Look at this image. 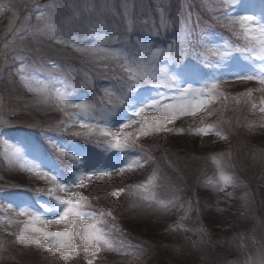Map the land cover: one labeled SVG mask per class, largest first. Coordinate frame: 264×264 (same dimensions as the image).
<instances>
[{
  "label": "rangeland",
  "instance_id": "374dc122",
  "mask_svg": "<svg viewBox=\"0 0 264 264\" xmlns=\"http://www.w3.org/2000/svg\"><path fill=\"white\" fill-rule=\"evenodd\" d=\"M39 1L0 0V45L9 46L6 37L20 23L21 14L28 7L26 5L38 4ZM60 1L53 14L48 12L49 16L32 23L34 30L42 31L47 38V41L39 39L36 44L31 43L33 49L37 48L38 54L43 58H55L58 57L57 53L63 54L62 50L52 49L50 42H56L57 34L67 33L73 28L77 30L78 27L79 36L87 35L86 40L84 38L81 41L83 47L97 43V35L90 31L94 27L99 36L119 35L122 40H130L137 50V41L153 47H167L172 39L177 40L178 48L182 35V19L190 15L192 23L189 27L193 29L194 39L201 34V30H205V39L210 38L218 45L228 44L231 54L226 64L218 67H205L199 60L192 58L182 60L179 65L175 61H160L159 66L165 68L169 75L177 73L180 68L190 69L198 82L194 87H197L214 78L227 77L232 70L258 72L264 68V59L251 52L239 50L245 46L243 39H240L242 45L235 44L230 35L232 39L236 37L223 22L226 20L225 12L227 16L255 14L259 17L264 11V0H235L231 5H225L222 0H131L130 5L129 0H120L119 5H114L115 0ZM125 2L135 19L134 31L130 34L125 33L121 20L124 12L122 4ZM133 3L134 7L131 8ZM158 6L169 11L170 18L181 23H177L173 31L153 37L147 31L141 30L145 27L141 20L151 17L158 21ZM56 10L58 14L64 11L68 18L59 19L54 15ZM33 11L38 12V15L42 14L38 5ZM27 18L28 14L24 18L23 26L28 25ZM150 24L151 20L149 26ZM46 25L53 26L56 29L55 34ZM21 44H25L23 39L17 38L10 46L22 47ZM68 46L69 44H64L67 50ZM101 47L120 51L117 56L109 57L103 52H81L71 46L70 52L64 54L66 59L70 60L67 61L70 67L78 65L74 62L76 56L84 61L79 63L85 68H81L77 84L67 79L65 66L64 70H54L53 61L51 64L40 63L37 67H26L27 70H23V73H29L30 80L27 85L24 84L29 96L19 97L16 92L5 96L4 105L8 110L5 109L4 114H0V124L3 122L11 128L36 124L49 128L52 133L63 131L80 135L78 133L87 129L92 132V128L83 127L81 121L93 122L92 127L96 128L101 124L102 129L121 133L122 142L127 143L126 151L129 152L136 153L129 144L130 139L124 140V135L127 132L128 136L129 132H141L144 137L136 142L138 147L144 149L145 154H140L142 159L137 165L120 172L119 167L124 166L122 162L130 161L131 156H125L108 147L113 142L112 136L104 135L101 130V142H92L93 137L85 141V145L91 148L75 145L71 139L69 152L87 158L90 164H94L98 170H105L106 174H97L91 179L85 175L84 179L69 191L60 189L58 185L54 187L52 181L53 185L47 183L48 187L42 191L44 187H39L37 179H31L40 173L30 172L28 167L42 164L45 170L50 167L66 180L72 175V168L75 167L72 157H68L70 165L64 164L62 160L57 162L51 144L50 148L45 149L24 135L18 141L4 142L0 151V171L6 174L0 176V238L7 239L10 245L4 240L1 241V244H5L2 245L3 249H0V264L2 258L9 254V264H255L261 254H264V127L261 126L264 124V114L259 111L264 93L257 91L264 86L256 81L221 80L215 98L206 103L204 109L195 116L168 119L158 111L146 110L140 117H135L132 116L134 109L120 104L121 89L113 79L114 76L126 75L120 65L124 63L127 50L123 44L111 42L101 43ZM198 50L204 51V48ZM8 54V51L1 52L0 59L6 58ZM101 67L105 76H102V73L100 75L99 71L96 72V68ZM50 70L52 72L47 75ZM42 75L46 76L41 78ZM100 82L104 86L103 91L97 87ZM45 87L44 93L29 90ZM2 88L4 93L8 92L9 88L14 89L7 84ZM56 89L66 92L68 100L72 103L84 101L87 117L81 109H78L79 113H74L71 119L70 110H62L68 112L63 119L50 117L54 104L63 109L71 108L60 104L55 98ZM106 89L108 91H105ZM250 89L252 96L248 97L246 93ZM86 91L92 99H73L74 95ZM160 95L170 97L171 93L163 88L156 89L152 85L143 84L133 93V96L145 100L159 98ZM102 100L104 101L100 104L99 101ZM170 102V99L163 101ZM253 103L256 108L252 107ZM0 105L2 106L1 103ZM113 106L115 113L108 118L105 125L102 117L111 112ZM11 107H17L18 113ZM43 109L45 111H42ZM31 118L35 122H30ZM68 119L70 124L66 122ZM129 119L132 122L121 129L119 124ZM161 123L172 133L171 138L161 136L163 134L160 132L157 137L146 136L147 133H156L154 131L157 127L159 131L165 130ZM145 125L147 132L143 130ZM209 125L212 126L209 135L198 134V129ZM184 129L187 132L185 135L180 132ZM217 131L227 139H220L215 134ZM46 139L52 140V136L49 134ZM12 162H19L18 165L27 173V179L15 169L5 166ZM113 165L116 166L115 169H112ZM208 168L212 169L215 176ZM221 168L234 180V184L223 186V191L219 190L222 186L219 179ZM205 182L208 187L204 185ZM137 185H145L146 188L141 191ZM20 186L42 192H37L40 195L34 196L24 193L2 194ZM121 189L123 191L119 196L113 194ZM53 197L80 200L81 210L93 212L95 217L75 218L71 223L49 222L62 211ZM119 200L126 203L127 210L118 206ZM21 207H27L29 211L43 216L44 219L35 222V226L45 231L71 229L75 251L53 248L51 240L32 232L25 234L34 236L35 240H18L17 237L28 220L27 216L19 215ZM96 207L105 213L95 209ZM81 224H98L112 243L113 249L109 250L100 245L102 250L96 252L95 247L88 246L82 239ZM121 226L123 228L120 230ZM116 231H122L123 239H113Z\"/></svg>",
  "mask_w": 264,
  "mask_h": 264
},
{
  "label": "snow or ice",
  "instance_id": "6c2138e0",
  "mask_svg": "<svg viewBox=\"0 0 264 264\" xmlns=\"http://www.w3.org/2000/svg\"><path fill=\"white\" fill-rule=\"evenodd\" d=\"M225 5H231L235 0H222ZM124 8L123 16L121 17L122 23L124 25V31L130 34L134 31L135 19L131 9L125 2L122 4ZM157 11L159 13L158 21L152 19L151 17H144L141 23L145 25L141 30L147 31L151 36L158 37L162 34H166L173 31L177 23H181L174 18H169L165 9L158 6ZM226 16V22L224 26L233 34L234 37L243 39L244 47L239 50L245 52H251L254 55L259 56L264 59V11L261 12L260 16L257 17L255 14L251 15H239V16ZM38 19H43V17H38ZM151 24L149 26V21ZM190 15L182 19V35L179 38V47L177 48V40L172 39L167 47H153L149 44H141L139 41L136 44L139 45V50L135 48V45H131L130 40H122L119 35H105L99 36L96 34L95 28H91L92 34L97 35V43L88 45L87 47L81 46V41L85 38L83 36L73 35L71 33L67 34V38L63 34L56 36V42L62 44H69L73 48H76L81 52H103L107 56H117L120 50H114L111 48L101 47V43L111 42L113 44H123L125 46L126 54L124 56V63L120 65L122 70L126 73L125 76H114L113 79L117 81L118 86L121 89L120 93V104L126 106L127 108L134 109L132 111V116L140 117L142 113L146 110L158 111L168 119H174L178 116L192 115L195 116L197 112L204 109L206 103L215 98V94L219 88L221 80L225 82L229 80L235 81H256L261 86H264V68L260 69L258 72L252 71L247 72L245 70L237 69L232 70L230 75L227 77H217L210 82H204L197 87L194 84L198 83L194 79V73L190 69L180 68L179 71L173 75H169L168 71L159 66L160 61H175L177 65L180 64L182 60L186 59H196L199 60L205 67H218L222 64H226L231 51L228 44H216L211 41L210 38L205 39V30H201V34L195 39L193 38V29L189 26L191 25ZM199 22H197L198 26ZM50 31L55 34L56 29L51 25H46ZM79 36V38H78ZM51 38V37H49ZM129 45H131L130 50ZM199 48H204V51L198 50ZM22 81L25 79L23 69L20 72ZM39 84L40 82L37 81ZM152 85L156 89H166L171 93L170 97L160 95L159 98H151L148 100L137 98L133 96V93L141 85ZM31 91H39L44 93L45 89H32ZM105 91H108L107 89ZM264 93V87L257 89ZM207 94V96H205ZM246 95L248 97L252 96V90H248ZM68 94L66 92H61L56 89L55 98L60 104H65L70 107L78 108L82 110V113L87 117V107L82 103H72L67 98ZM170 99L172 102L163 103V101ZM253 108H256V104L253 103ZM259 111L264 114V99H261ZM115 113V106L113 110L108 112L102 119L105 125L108 122V118ZM71 119V115L69 117ZM79 118V117H77ZM132 121L129 119L125 122L119 124L121 129L125 128ZM82 126L85 128L91 127L90 124L81 121ZM99 126V124L97 125ZM264 127V124L261 125ZM212 126L198 129V134L209 135ZM104 135L112 136L113 142L109 144L110 149H116L119 153L125 156H131L130 161H123L122 167H119L120 172H124L126 168H132L139 163L142 156L138 153L126 151L128 145L126 142H122L121 133H111L105 129H101ZM147 132V125L143 129ZM159 130V127L156 129ZM220 139H227L225 135L217 131L215 133ZM59 152L63 155L71 156L75 163V167L72 168V175L66 180L62 179L60 175L56 174L52 168H47L42 164L34 165L28 167V171H36L40 173L45 178L50 179L60 189L69 191L72 187L76 186L77 182L82 181L87 175L89 179L93 176L99 174L104 176L106 171L103 169H97L94 164H90L87 158L74 154L67 151L63 147H59ZM17 152L19 150L17 149ZM215 160L216 158L213 157ZM146 162V159H145ZM218 164L219 161H216ZM115 169L116 166H111ZM219 179L221 182L220 191H223V186L234 184L233 178L225 174L224 171H219ZM138 189L143 191L145 185H137ZM123 190H118L114 195L119 196L120 192ZM147 199L146 197H144ZM56 199V203L62 208V211L58 213V216L50 220L49 222H61L68 221L73 222L75 218L83 219L84 217H95V213L86 212L81 210V201L75 199ZM19 215L27 216L28 220L24 223V227L20 231V235L17 237L18 240L32 241L35 240L34 236H28L25 233L32 232L43 236L46 240L52 241L53 248H63L75 251V245L72 243L73 232L71 229L67 231L50 232L45 231L43 228L35 226V222L42 221L43 216L38 215L35 212H31L27 207H21ZM109 215H111L109 213ZM80 228L82 230V239L90 247H95L96 252H100L102 249L100 245L111 250L113 249L112 243L106 237V234L99 227L98 224H81ZM39 243V241H36ZM47 247V245H45ZM255 264H264V254L255 261Z\"/></svg>",
  "mask_w": 264,
  "mask_h": 264
},
{
  "label": "trees",
  "instance_id": "16d2710c",
  "mask_svg": "<svg viewBox=\"0 0 264 264\" xmlns=\"http://www.w3.org/2000/svg\"><path fill=\"white\" fill-rule=\"evenodd\" d=\"M10 91H12L11 89H10ZM0 94H1V92H0ZM0 96H4V94H1ZM5 107V106H4ZM6 108V110H8V107L6 106L5 107ZM11 109H13V107H11ZM16 110V108H14V111ZM164 136H166L167 138H169V135L168 134H164ZM153 137V136H152ZM155 137H157V136H155ZM141 149V148H140ZM142 150V149H141ZM40 185H43L42 184V182H40ZM92 191L94 190V187L91 189ZM28 192H32V190H28ZM119 202H120V205L119 206H121L122 208H123V210H127L126 209V205H125V203H123V202H121V200H119ZM122 205H124V206H122ZM124 224V223H123ZM122 232V231H121ZM120 232V233H121ZM5 243H2V245H4ZM1 245V243H0V249H3V246ZM2 262H1V264H9V262H10V258H9V256L8 255H6V257H3L2 258V260H1ZM15 263H17V261H15ZM12 264H14V262L12 263Z\"/></svg>",
  "mask_w": 264,
  "mask_h": 264
}]
</instances>
